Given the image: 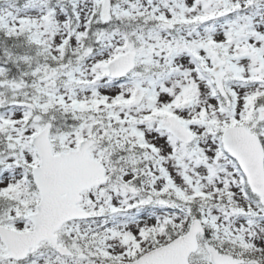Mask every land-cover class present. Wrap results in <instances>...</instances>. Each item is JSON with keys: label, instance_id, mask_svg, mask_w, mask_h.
Segmentation results:
<instances>
[{"label": "snow or ice", "instance_id": "6c2138e0", "mask_svg": "<svg viewBox=\"0 0 264 264\" xmlns=\"http://www.w3.org/2000/svg\"><path fill=\"white\" fill-rule=\"evenodd\" d=\"M0 264H264V0H0Z\"/></svg>", "mask_w": 264, "mask_h": 264}]
</instances>
